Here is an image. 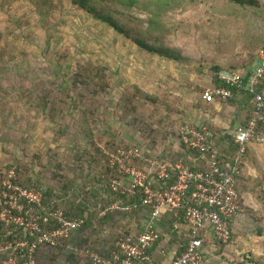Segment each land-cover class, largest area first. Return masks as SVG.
<instances>
[{
    "label": "rangeland",
    "instance_id": "1",
    "mask_svg": "<svg viewBox=\"0 0 264 264\" xmlns=\"http://www.w3.org/2000/svg\"><path fill=\"white\" fill-rule=\"evenodd\" d=\"M39 2L0 0V191L4 184L38 191L41 206L63 213L66 207L78 214L81 202L93 216L113 177L107 154L139 146L164 159L168 150L178 155L177 133L194 123L190 107L199 108L202 91L222 68L214 61L243 45L235 11L221 0H139L129 12L132 23L148 45L177 55L175 61L139 49L71 0L51 1L55 10L39 9ZM259 200L260 208L242 205L231 240L210 246L204 264H264ZM105 219L75 234V245L50 250L61 263L40 264H71L77 256L91 264L76 244L88 248L95 239L109 246L121 230H107L112 220ZM176 238L185 244V235Z\"/></svg>",
    "mask_w": 264,
    "mask_h": 264
},
{
    "label": "built area",
    "instance_id": "2",
    "mask_svg": "<svg viewBox=\"0 0 264 264\" xmlns=\"http://www.w3.org/2000/svg\"><path fill=\"white\" fill-rule=\"evenodd\" d=\"M263 78L264 52L261 51L257 66L248 77L234 70H221L217 80L226 87L207 88L201 95L209 104L228 98L231 93L227 87L247 90L254 96L252 116L245 125L240 124L231 132L236 146L231 162L224 160L205 128L197 125L183 126L176 140L179 147L199 154L190 159L193 165L202 162L203 168L199 170L191 169L184 157L171 164L139 146L107 154V166L113 175L111 192L127 201L137 199L144 218L142 231L136 237H117L109 256L90 253L91 264H139L158 241V223L165 214L182 216L187 239L180 255L168 264H204L208 250L205 239L222 244L230 241V222L241 210L237 174L248 146L264 143V98L257 91ZM23 202L29 210L24 211ZM41 202L42 194L38 191L4 184V190L0 191V224L13 225L22 236L0 245V264H40L41 249H57L64 239L81 228V219L70 220L59 209L41 212ZM117 206L118 203H113L103 208L99 217H106Z\"/></svg>",
    "mask_w": 264,
    "mask_h": 264
},
{
    "label": "trees",
    "instance_id": "3",
    "mask_svg": "<svg viewBox=\"0 0 264 264\" xmlns=\"http://www.w3.org/2000/svg\"><path fill=\"white\" fill-rule=\"evenodd\" d=\"M53 0H40L38 8L39 9H47V10H55L56 5L55 3L53 4V2H51ZM71 2L73 3V5H76L79 9L85 11L88 14H91L96 20L107 24L109 27L113 28L118 34L125 36L126 38L130 39L139 49H143L146 50L150 53H154V54H158L159 56L165 57L167 59H172V60H179L180 58L169 52L168 50H164V49H157L153 46L148 45L145 42V39L142 37L141 33V29L137 28L131 21V17L132 15L129 14V12L138 7L139 6V0H71ZM228 2L236 4L240 7H253L255 6L257 3L255 2V0H228ZM143 9H148L147 7H143ZM0 39H1V34H0ZM231 70V69H229ZM219 70L216 72V76H215V82L213 84V88H217V87H226L224 85H222L218 80H217V74H218ZM98 75L100 77V73L101 71H98ZM261 85V84H260ZM258 87L257 91L262 93L261 91V87ZM231 93V95L224 99L223 101H227L229 104L233 105L234 104V100L237 98H241V100L244 102V108H242L240 116L244 117V119H241L242 125H245L247 120L252 116L253 114V110L255 107V102H254V96L248 92L247 90H243V89H235V88H229L227 87ZM203 93V91H202ZM201 93V95H202ZM264 98V95H263ZM202 99V98H201ZM240 100V99H239ZM209 104V103H208ZM201 127L205 128V132L208 135H211L210 139L213 142V145H215L220 153L222 154L224 160L231 162L235 152H236V146L234 145V141L231 137V134H223V136L220 135V131L218 129H216L213 125L209 124V123H205L204 125H201ZM263 130V129H261ZM179 135V131L177 133V136ZM251 144H256V143H251ZM129 147H124V149H127ZM167 151V150H166ZM170 150L167 151V155H166V159L167 161H169L171 164H174L179 158L184 157L186 160V164L189 165L191 167V169L194 170H199L201 168H203L202 166V162H198L196 165H193L190 161L191 158H196L198 157V153L189 149H186L184 147H181V150L177 153L178 155L174 158L169 157L168 155H170L171 152H169ZM161 159H164L161 157ZM245 161V160H244ZM244 166V163L241 165L240 169H239V173L237 174V192L240 196V194H242L243 192L247 191L250 189L249 185H248V180H243L241 179V183L242 186L239 185L240 183V178H241V174H242V168ZM109 171H107L105 173H108ZM108 189V194H107V198L105 200L101 199V201L104 203L102 205V209L113 204V203H118V208L115 209L113 212L109 213L105 218V220L109 219L112 220L111 224L113 225V227L115 229H117V226H122L124 229L121 230V232H119L115 237V239L117 237H124V236H133L136 237L141 231V224H142V219L144 218V213L142 211V209H140V204L139 201L137 199H133L131 198L129 201H127L125 199L124 196L120 195V194H116V193H112L110 190V186H107ZM44 199L46 198V194L44 195ZM240 205L242 207L243 203L242 200L240 201ZM244 206V205H243ZM78 209V214H73V212L68 211V209L65 207L63 208L65 213L64 215L66 216V218L70 219V220H78L81 219L83 221V224L81 226V228L75 232L74 234H72L71 236H69L68 238L64 239V244H67V241L69 240L70 237H73L75 234H77L78 232L81 231V233L84 231V229H88V227L90 228L93 225V220L98 216L99 213L101 212L100 210L95 211V213H92L93 216H91V214L88 213V215H85V210L87 208L86 205H82L81 202L79 203V205L75 206ZM131 207V210L128 211L127 208ZM54 209L53 207H46L44 204H42L41 206V211L45 212V211H49ZM56 209V208H55ZM241 211L238 213V215L241 214ZM118 214V217L115 218V215ZM90 215V217H89ZM238 215L230 222V227H231V238L233 235V223L234 221L238 218ZM110 217V218H109ZM162 217L165 218V223L167 225V233H170L173 228V226L179 222L184 223L182 216H179V218L174 217L172 214H165ZM122 219H124L126 221L125 225H121L123 224ZM101 220V219H99ZM98 220V221H99ZM141 221V222H140ZM102 222V221H101ZM99 222V225L100 223ZM109 222H106L104 224H108ZM98 223H96L97 226ZM172 233V232H171ZM174 238L177 237V233L174 231ZM17 236H22V232L18 229L14 230V228L10 229L6 226H4L3 224H0V245L4 244L6 241H12L14 239L17 238ZM99 239V238H98ZM113 238V240L110 242L109 246H106L105 248H103V242L102 240H95L91 242V244H89L90 248L92 247L93 249H95L94 253H99L102 255H106L109 256L112 249H113V242L115 240ZM231 240V239H230ZM160 241V237L158 239V241L155 243V245L158 244V242ZM185 241H187V239H185ZM177 244L179 245L178 240H176ZM186 243V242H185ZM204 243L207 246V249L212 246L213 244H215V242H211L207 239L204 240ZM219 243V242H216ZM222 244V243H219ZM185 245V244H184ZM184 245H179L178 250H177V255H180V253L183 250ZM79 246L78 248H83L81 249L82 252H85L86 254H90L93 251L91 249H89V247L87 248L88 245L84 246L83 244H76V247ZM64 248H67L66 245L63 246ZM105 250H103V249ZM50 250L52 249H41L38 252V259L39 261L41 259L44 258V256L46 255H51L50 254ZM104 252H103V251ZM44 254V255H43ZM43 255V256H42ZM53 257V256H52ZM145 260V259H144ZM41 262V261H40ZM142 262V261H140ZM139 262V263H140ZM91 263V262H90Z\"/></svg>",
    "mask_w": 264,
    "mask_h": 264
},
{
    "label": "crops",
    "instance_id": "4",
    "mask_svg": "<svg viewBox=\"0 0 264 264\" xmlns=\"http://www.w3.org/2000/svg\"><path fill=\"white\" fill-rule=\"evenodd\" d=\"M221 1L224 2L222 7H233L235 14L236 12L240 14L237 19L234 14V20L238 23L239 33L237 37L243 45L240 46L238 51H235V56L226 57L225 54L221 53V56L218 55L214 64L222 67L219 71L231 69L239 72L244 77H248L257 66L259 53L261 51L264 52V0H255L257 4L253 7H240L228 2V0ZM223 10L224 9H222L221 12L219 10V12L222 13ZM214 17H222L225 19V14H216ZM213 84L208 88L213 89ZM260 87L264 95V78L261 81ZM233 102L234 104L231 105L227 101L217 100L213 104H208L200 98L198 109L190 107V114L194 117L193 125L201 126L204 125L205 122H208L218 129L221 134H231L232 130L241 124V119H244V117L240 116V113L245 105L241 98H236ZM241 175L239 185L242 186L241 179L248 180V185L254 189V192L247 190L240 194L243 205L247 207L255 205L257 208H260L261 203L259 199H264V143L250 144L248 146ZM122 222L123 224L121 225L126 224L124 219H122ZM158 224L160 235L162 233L163 237L157 245L154 244L147 254L146 259L142 260L139 264H168L171 259L177 255L179 245L176 242L177 238H174L173 232L175 231L177 234L185 235V224L182 222L175 224L171 229L172 233H167L168 229L164 217H161ZM91 227L84 229V231H88ZM104 227L108 230L109 228L112 229L113 225L109 222L108 224H104ZM119 229L122 230L124 228L119 226ZM70 238L67 242H71L75 245V242L73 243L72 241V237ZM43 260L50 263L57 261L53 259L52 256L49 257V255L44 256ZM57 263H61V261H57ZM71 264L86 263L81 261L79 256H77L75 261Z\"/></svg>",
    "mask_w": 264,
    "mask_h": 264
}]
</instances>
